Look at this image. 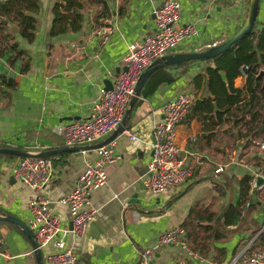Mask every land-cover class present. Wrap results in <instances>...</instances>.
<instances>
[{"label": "crops", "instance_id": "obj_1", "mask_svg": "<svg viewBox=\"0 0 264 264\" xmlns=\"http://www.w3.org/2000/svg\"><path fill=\"white\" fill-rule=\"evenodd\" d=\"M163 1L83 0L81 29L52 35L55 0H38L36 10H27L37 18L32 39L23 34L19 13L11 12L5 21L1 20L0 146L4 143L8 147L34 151L64 146L63 136L56 128L90 112L99 89L105 86L106 78L112 80V73L120 66L128 45L155 29L154 10ZM180 1L182 21L195 22L199 32L187 38L177 51H191L203 49L237 32L247 16L250 0ZM111 16L116 19L117 27L107 40H103L94 29L105 17ZM12 43L24 50L21 56L6 49ZM169 69L178 72L182 67ZM204 69L205 62L199 60L186 72L179 73L175 81L159 86L152 94L145 96L141 92L126 124V128L140 139L132 140L123 131L106 143V148H112L118 157L107 164L108 184L92 193L91 201L97 208L95 217L82 238L70 232L61 233L67 244L77 251V264H136L139 249L155 245L162 232L181 224L191 206H206L217 214L225 207L230 196V190L225 193L226 182L230 184V181L223 172L234 184L232 202H235L240 199L242 177L251 174L257 162L264 165L258 148L247 145L250 129L241 125V120H248L251 115L249 107L243 112L240 107H233L240 124L236 122L237 116L229 119L226 113L222 121L214 123V116L205 118L191 107L178 126L177 137L184 153L197 155L192 177L164 194L146 191L143 180L153 150L154 124L163 117L162 106L182 89L194 91L197 98L205 94L204 88L197 91L191 82L193 76ZM11 78L16 81L14 85L7 82ZM234 83L242 87L246 80L237 76ZM260 126L253 127V132L261 134L258 131H263L264 127ZM101 151L100 147L67 151L53 158L54 177L40 193L49 198L52 210L61 216L65 228L71 226L70 215L67 206L57 202V198L72 189L86 161L97 160ZM22 156L15 154L2 160L0 213L12 214L29 226L31 211L27 201L32 190L13 176V169ZM221 162L227 163L225 170L216 173ZM257 192L259 196L255 200L247 196L253 201L251 205H245L247 197L241 202L239 223L224 227L226 235L211 239L209 256L198 251L202 256L198 258L182 246L168 244L157 248L153 264H166L178 258L185 259L187 264L228 261L256 234L251 235L258 226L248 222L232 232L226 228L236 227L245 219L264 225V190ZM134 196L138 204L132 206L129 200ZM182 198H187L185 205L180 204L174 212ZM9 221L12 220L0 221V237L4 239V244L0 245V264H38L27 234L18 223ZM260 236L257 239L264 245ZM55 250L53 242L42 248L44 264H53L46 255Z\"/></svg>", "mask_w": 264, "mask_h": 264}, {"label": "built area", "instance_id": "obj_2", "mask_svg": "<svg viewBox=\"0 0 264 264\" xmlns=\"http://www.w3.org/2000/svg\"><path fill=\"white\" fill-rule=\"evenodd\" d=\"M182 10L180 0H164L155 8V29L128 45V49L120 61L121 67L112 73V87L102 86L99 89L90 112L85 116L61 124L56 128L63 136L65 145L97 142L121 123L143 70L151 65L156 58L177 51L187 38L198 34L199 29L195 22L182 21ZM116 27L115 18L105 17L103 22L96 26L94 33L101 36L103 40H107ZM249 68V65H244L239 75L246 81L249 76ZM258 72L261 73L260 67H257L255 74H259ZM196 100L197 95L194 91L182 89L163 104V117L156 120L154 124L153 153L149 157L143 180L148 193L164 194L171 187L184 184L192 177L197 165V155L192 152L187 154L183 152L177 137V130ZM257 111L261 112L260 117L252 121L251 126L258 128L263 125L264 110L259 108ZM245 128H249L246 123L244 124ZM123 131L132 140L140 139L129 128L125 127ZM263 131H258L261 134L253 132L246 137V141L248 147L256 146L259 154L264 157ZM105 145L99 146L102 151L97 160L86 161L72 189L57 198V202L65 204L68 208L71 221L69 228L62 226L61 216L52 210L49 198L40 193V190H43L54 177L53 157L24 155L13 169V176L16 180L32 190L27 201V206L31 211L29 227L41 249L50 242L54 243L56 250L50 251L46 255V258L53 264H77L78 262L77 251L67 244V239L61 233L70 232L76 238H82L88 224L95 217L97 208L92 204V193L108 184L107 164L118 157L113 153L112 148H106ZM252 156L254 157V154ZM257 163L258 165L252 169L249 179V196L255 191L264 190V165L260 161ZM226 165L227 163L219 164L215 172L224 171ZM260 178H262L261 182ZM245 205H251L250 197L246 199ZM262 232H264V225L259 227L256 234L249 238L228 261L214 264H264V248L257 239ZM2 244H4V239L0 237V245ZM168 244L182 246L190 255L202 257L191 246L184 226L178 224L162 232L155 245L140 248L136 264H153L157 248ZM166 264L187 263L185 259L178 258Z\"/></svg>", "mask_w": 264, "mask_h": 264}, {"label": "trees", "instance_id": "obj_3", "mask_svg": "<svg viewBox=\"0 0 264 264\" xmlns=\"http://www.w3.org/2000/svg\"><path fill=\"white\" fill-rule=\"evenodd\" d=\"M84 6L85 3L83 0H55L51 34L57 35L65 33L68 30H80L84 21V14L81 11ZM37 7L38 0L0 1V24L1 20L5 21L7 15L15 11L21 16L19 22L22 23L23 34L28 39H32L35 36L37 18L32 14H28L27 10H36ZM6 49L8 51H16L17 56H21L24 51L18 47L17 43H12L6 47ZM199 60L200 59H191L182 64L163 66L156 69L145 82L142 88L143 94L145 96L150 95L159 86L175 81L179 73L182 74L186 72L193 63ZM202 61L205 62L204 71L196 73L191 82L193 88L197 91L204 88L205 94L203 93L201 97L197 98L192 106L193 109L195 111L199 110L200 114L205 118L214 116L213 122L218 123L222 121V116L225 113L228 115L229 119H232L233 116H237L236 122H238L239 115L234 113L233 107H240L241 112L249 107L248 111H251V118L245 120V123L248 124L250 130L254 129L251 126V122L257 117L259 118L261 113L255 110V103L257 102L258 95H260L258 89H260L261 84L264 83V76L260 72H258L259 74H255L257 72V67L264 63V21L258 22L254 29L237 44L214 58L202 59ZM212 63L215 65H212ZM246 64L250 66L246 84L242 87L236 86L234 80L240 75L241 68ZM180 66L182 70L178 72H173L169 69ZM221 70L225 71L227 80L223 78ZM7 82H13L12 85L16 83L13 78L8 79ZM263 127L264 121L260 128ZM1 145L8 146L4 143ZM60 154L63 153L54 154L52 157L55 159L56 155ZM14 156L15 154L13 153L0 152V173L2 160ZM250 177L251 174H246L240 180V199L232 202L227 207L222 217L225 227L239 223L242 217V206L240 205L248 196ZM226 186L227 190L225 193L230 190L229 182H226ZM252 202L251 200V203ZM218 214L211 211L206 206L195 204L189 208L188 214L181 223L186 230L187 238L191 246L204 256L210 255L212 250V238L215 239L218 236L227 234L223 226L216 225L215 223ZM0 221H4V219H0ZM9 222L15 224L12 221ZM260 238L264 241V233L261 234Z\"/></svg>", "mask_w": 264, "mask_h": 264}, {"label": "water", "instance_id": "obj_4", "mask_svg": "<svg viewBox=\"0 0 264 264\" xmlns=\"http://www.w3.org/2000/svg\"><path fill=\"white\" fill-rule=\"evenodd\" d=\"M259 7H260V0H250L249 6H248V12L247 16L241 25V27L238 29L237 32H235L232 36L223 39L219 42H216L215 44H211L210 46H207L203 49L198 50H191V51H174L167 54H164L158 58H156L151 65H149L147 68L143 70V72L140 74L138 82L135 87L134 94L131 97V100L129 102V107L127 108L123 119L121 123L113 130V132L107 136L106 138L99 140L97 142L93 143H87V144H74V145H64L58 148H48L43 149L39 151H34L30 149H21V148H13L8 146H0V152H7V153H13L17 155H33V156H52L56 153L61 152H67V151H76V150H85L90 148L99 147L103 144H106L110 142L112 139H114L119 133L123 132L124 128L127 124V119L130 115V111L132 106L134 105L135 101L137 100L138 96L142 92V88L147 81L148 77L158 68L163 66H169L174 64H182L184 62H187L191 59H208V58H214L223 51L229 49L233 45L237 44L241 39H243L248 33H250L254 27L258 24V16H259ZM155 16V12H154ZM212 65H215L212 63ZM121 66H118L117 70ZM221 74L225 80H227L225 71L221 70ZM261 74H264V71L261 72ZM105 87L111 88L112 87V80L111 78L105 79ZM153 153V150H152ZM224 175L229 179L230 181V196L229 201L225 205V207L219 212V214L216 217V225L224 226L222 217L224 215L225 210L227 207L232 203L233 193H234V184L232 180L230 179V176H227L228 174L223 172ZM259 181H262V178L259 179ZM129 202L133 205H137L138 203L136 200V196L132 197ZM138 207V206H137ZM139 208V207H138ZM0 218L9 219L16 223H18L23 231L27 234L28 238L31 240L33 250L36 253L38 264H44V254L42 249L38 246L37 239L32 231V229L23 222L20 218L12 215V214H4L0 213ZM248 222H254V224L258 227H262L261 224L253 221V219H248L242 221V223L236 227L232 228H226L227 231L232 232L238 228H240L242 225L248 223Z\"/></svg>", "mask_w": 264, "mask_h": 264}, {"label": "rangeland", "instance_id": "obj_5", "mask_svg": "<svg viewBox=\"0 0 264 264\" xmlns=\"http://www.w3.org/2000/svg\"><path fill=\"white\" fill-rule=\"evenodd\" d=\"M264 18V0H260V7H259V16H258V22H261V20ZM259 67L261 68V72L264 71V63L260 64ZM264 76V74H262ZM259 92H260V95H258V99H257V102L255 103V108L258 107L260 109L264 108V83L261 84L260 86V89H258ZM262 96V97H261ZM260 112V111H259ZM238 124H240V120L237 122ZM237 124V125H238ZM244 125L245 124V120H241V125ZM246 129V128H245ZM241 132L244 133V131L241 130ZM253 133L252 130L249 131V134L248 135H251ZM222 163V162H221ZM148 194V193H147ZM259 196L258 192H253L250 194V197L255 200L257 197ZM187 201V198H182L178 205L173 209L174 212H177L179 207H180V204L181 205H185V202ZM246 210V208H245ZM258 228L257 227V230H253L252 231V234L253 235L255 232L258 231ZM262 234V233H261ZM263 248H264V245H263Z\"/></svg>", "mask_w": 264, "mask_h": 264}]
</instances>
